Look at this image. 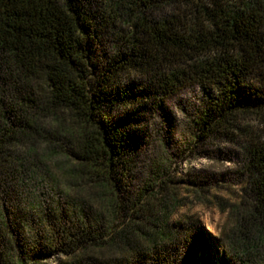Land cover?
I'll return each instance as SVG.
<instances>
[{"label":"trees","instance_id":"16d2710c","mask_svg":"<svg viewBox=\"0 0 264 264\" xmlns=\"http://www.w3.org/2000/svg\"><path fill=\"white\" fill-rule=\"evenodd\" d=\"M193 87V137L236 144L248 177L224 241L264 264V137L242 124L264 117V0H0V264H179L168 208L141 223L168 159L129 188L143 131Z\"/></svg>","mask_w":264,"mask_h":264},{"label":"rangeland","instance_id":"374dc122","mask_svg":"<svg viewBox=\"0 0 264 264\" xmlns=\"http://www.w3.org/2000/svg\"><path fill=\"white\" fill-rule=\"evenodd\" d=\"M105 49L109 50L106 43ZM201 98L202 93L197 87L179 92L166 103L163 112L170 123H162L158 117L143 131L145 144L138 156L129 191L133 195L139 194L148 184L149 170L160 165L162 158H167L161 185L154 187L149 194L152 195L149 204L153 208L141 222L145 230L149 235L152 233L154 226L151 222L154 223L156 214L159 212V217L160 210L167 207L169 230L174 237L173 241L160 243L158 248L177 250L179 264H243L231 253L223 238L224 231L231 230L236 222V209H244L245 202H248L245 196L248 177L243 154L236 144L225 139L193 137L190 118ZM242 124L264 137L263 116H251ZM44 193L52 203L59 197L58 192L50 187ZM35 208L37 206L25 207L27 211ZM155 250L148 247L144 252L148 256L147 264H155L156 260L163 264V258H156L162 253L154 256ZM39 260L40 264L68 263L66 257L58 254ZM111 262L127 264L121 254Z\"/></svg>","mask_w":264,"mask_h":264}]
</instances>
